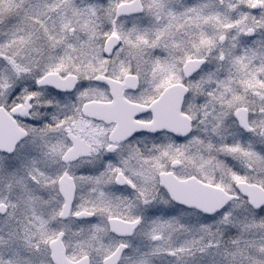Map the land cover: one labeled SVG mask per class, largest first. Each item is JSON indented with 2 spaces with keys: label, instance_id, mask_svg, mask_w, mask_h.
<instances>
[{
  "label": "snow or ice",
  "instance_id": "1",
  "mask_svg": "<svg viewBox=\"0 0 264 264\" xmlns=\"http://www.w3.org/2000/svg\"><path fill=\"white\" fill-rule=\"evenodd\" d=\"M0 264H264V0H0Z\"/></svg>",
  "mask_w": 264,
  "mask_h": 264
}]
</instances>
